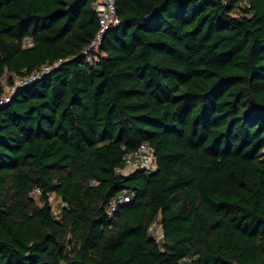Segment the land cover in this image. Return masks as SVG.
Masks as SVG:
<instances>
[{
    "label": "trees",
    "instance_id": "1",
    "mask_svg": "<svg viewBox=\"0 0 264 264\" xmlns=\"http://www.w3.org/2000/svg\"><path fill=\"white\" fill-rule=\"evenodd\" d=\"M94 2L0 0V264H264V0Z\"/></svg>",
    "mask_w": 264,
    "mask_h": 264
},
{
    "label": "built area",
    "instance_id": "2",
    "mask_svg": "<svg viewBox=\"0 0 264 264\" xmlns=\"http://www.w3.org/2000/svg\"><path fill=\"white\" fill-rule=\"evenodd\" d=\"M220 1L227 2L228 0H220ZM92 6L97 13L98 21L100 24L99 32L97 33L96 37L94 38L93 42L90 45L91 49H96L101 43V40L105 32L108 31L111 27L117 26L120 23V18L116 12L115 0H95ZM48 71H49V67L45 68L39 74L31 76L29 79L19 80V82L16 84L18 86L29 84L33 80L39 78L41 74ZM6 90L8 93H11L14 90V88H11V91H9L8 89ZM7 101H9V96H5L0 101V104H3ZM125 159H126L125 160L126 166L125 168L121 169V172L123 173H129L130 171H133L138 168L144 169L147 173H150L156 168L157 160L155 159L154 151L151 145L147 142L141 144L136 151H134L132 154L127 155ZM38 192L39 190H37V193ZM130 197H131L130 194L125 192L119 195L117 198L113 199L110 203L108 214L112 216L115 209L120 204L129 201ZM149 231L155 235L157 240L163 239L164 237V234L158 229L156 224L151 225L149 227Z\"/></svg>",
    "mask_w": 264,
    "mask_h": 264
},
{
    "label": "rangeland",
    "instance_id": "3",
    "mask_svg": "<svg viewBox=\"0 0 264 264\" xmlns=\"http://www.w3.org/2000/svg\"><path fill=\"white\" fill-rule=\"evenodd\" d=\"M19 80H20V79L17 80V83L19 82ZM6 88H7L9 91H11V88H9V87H7V86H6ZM51 201H52V204H53L54 207H56L57 205H60V203H61V200H60L59 198H56L55 196H52V197H51Z\"/></svg>",
    "mask_w": 264,
    "mask_h": 264
}]
</instances>
